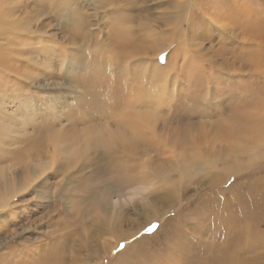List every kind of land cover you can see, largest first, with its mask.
<instances>
[{
  "label": "rangeland",
  "instance_id": "1",
  "mask_svg": "<svg viewBox=\"0 0 264 264\" xmlns=\"http://www.w3.org/2000/svg\"><path fill=\"white\" fill-rule=\"evenodd\" d=\"M50 1L0 78V264H264V0Z\"/></svg>",
  "mask_w": 264,
  "mask_h": 264
},
{
  "label": "bare ground",
  "instance_id": "2",
  "mask_svg": "<svg viewBox=\"0 0 264 264\" xmlns=\"http://www.w3.org/2000/svg\"><path fill=\"white\" fill-rule=\"evenodd\" d=\"M22 1L23 2L26 1V2L23 3V2H21V0H0V78H3V77L5 78L6 76H9V77L11 76L14 78L19 77V79H22V80H26L28 78L29 75H28L27 70L32 69L33 68L32 65L35 64L33 62V58H31V56L29 55V50L31 48V44L34 42H37V40H39L40 38L45 37V34H46L45 28H47L49 25L47 18H48V15L50 16L51 11L54 9V8H51V4H50L51 1L50 0H22ZM59 1H61V0H59ZM66 1H68V3H66ZM71 1L72 0H64L63 3L60 4V6L56 5L58 8H56L55 13L60 16L63 13V11L65 10L66 11V17H64L62 19H67V22L70 20H73L75 23V27L79 26V32H80V31H82V25H81L82 23L80 22V19H81L80 16L81 15H80V13L77 14V11L80 12L81 10L79 9V7L75 9V6H74L75 4L73 5V2H71ZM95 2L98 3V7H101V9H103V8L111 5L113 1H111V0H98ZM177 3H178V0H177ZM100 4H101V6H100ZM180 4L183 5L181 12L185 13V16L190 19L189 15L191 13H189V12H191V11L188 10V8L184 7V4L182 2ZM65 7H67V8H65ZM71 10H72L71 13L75 14L77 16L76 18H72L70 16L71 13L69 14V12ZM254 14H255V11L251 10V12H249L247 17H253ZM235 15L238 16V13H235ZM114 20L124 21V20H121L118 16H116ZM252 21H254V22H252L249 26V29H251V30L256 28V24H255L256 21L255 20H252ZM60 22H61V20H60ZM144 29H146V28H144ZM120 31L121 30H116L115 35H117V37H119V35H121V33H119ZM154 32L155 31H153V34H154ZM145 33H148V32H145ZM121 37H122V35H121ZM24 55H26V56L23 57ZM251 60H254V58H251ZM68 65L71 66L72 68H78L75 64H73L71 62L68 63ZM248 65L252 67L253 64L250 61ZM13 80H15V79H13ZM124 97H125V95H124ZM73 125H76V123L74 122ZM123 146H125V145H122L121 147H123ZM183 174L186 175L187 173L183 172ZM14 183H12V185H10V183L5 184V195H3L0 198V209H1V207L5 208V207L9 206V203H8L9 199H7V197L11 196L10 192L13 191V193H14L16 191L15 194L22 193L29 186L28 183L27 184L24 183L25 185H23V186H17L16 183L15 184ZM17 187H19V188L17 189ZM17 202H20V200H18ZM13 204H14V202H13ZM232 215H233L232 217H234V216L237 217L238 215H241V214L238 213V215H237V213L234 212ZM224 225H226L228 227L234 226L233 224L231 225L230 223H227V222ZM222 228L223 227L221 225L218 226V229H222ZM222 230H224V229H222ZM223 236H224V240H225V245H227V244H228V246L232 245L231 243L229 244V238H227L224 235V231H223ZM232 237L236 238L235 236H232ZM232 237H231V242L233 240ZM233 245H235V244H233ZM226 258L227 257L224 256L221 259H226ZM212 260H214V259H212Z\"/></svg>",
  "mask_w": 264,
  "mask_h": 264
},
{
  "label": "snow or ice",
  "instance_id": "3",
  "mask_svg": "<svg viewBox=\"0 0 264 264\" xmlns=\"http://www.w3.org/2000/svg\"><path fill=\"white\" fill-rule=\"evenodd\" d=\"M150 230V229H149Z\"/></svg>",
  "mask_w": 264,
  "mask_h": 264
}]
</instances>
